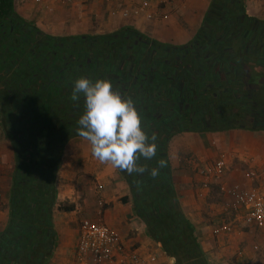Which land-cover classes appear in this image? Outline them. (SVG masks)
<instances>
[{"label": "trees", "instance_id": "16d2710c", "mask_svg": "<svg viewBox=\"0 0 264 264\" xmlns=\"http://www.w3.org/2000/svg\"><path fill=\"white\" fill-rule=\"evenodd\" d=\"M81 77L110 80L133 100L150 142L156 136V155L137 162L144 174L117 168L128 185L120 201L175 264H210L184 210L170 146L187 132H264V18L247 0H212L196 35L173 44L132 26L53 35L22 16L16 0H0V135L13 151L0 264H50L56 216L76 208L59 201L58 181L66 149L82 138L85 98L72 99Z\"/></svg>", "mask_w": 264, "mask_h": 264}, {"label": "crops", "instance_id": "0c3cea01", "mask_svg": "<svg viewBox=\"0 0 264 264\" xmlns=\"http://www.w3.org/2000/svg\"><path fill=\"white\" fill-rule=\"evenodd\" d=\"M212 0H16L17 11L53 35L112 32L132 26L152 38L184 44L203 23ZM248 9L264 18V0H247ZM145 7L142 15L135 9ZM125 10H131L125 15ZM174 180L188 217L210 264H264V228L245 222L244 208H235L232 196L222 189L234 185L259 188L264 192V132L234 129L212 133L187 132L176 136L170 146ZM226 159V172L220 181L205 185L201 170ZM5 163H9L10 169ZM9 169V171H8ZM13 171L11 144L0 135V191L5 195ZM6 172H8L7 175ZM5 179V180H4ZM128 185L110 163H100L90 143L81 138L65 152L59 174L58 196L76 208L56 216L59 244L50 264H75V249L83 218L102 219L118 230L129 247L145 255L154 254L155 264H175L146 231L131 204L120 198ZM82 199L80 206L78 199ZM104 201V207L99 200ZM8 221V206L0 211V231ZM228 223L232 231L217 232Z\"/></svg>", "mask_w": 264, "mask_h": 264}, {"label": "clouds", "instance_id": "9594fccd", "mask_svg": "<svg viewBox=\"0 0 264 264\" xmlns=\"http://www.w3.org/2000/svg\"><path fill=\"white\" fill-rule=\"evenodd\" d=\"M81 94L85 111L78 120L77 134L90 143L94 158L129 175L144 174L147 169L137 162L141 157L150 160L156 155V136L153 134L150 142L133 100L114 91L107 79L75 80L72 99H79ZM158 163L161 168L166 166L164 160ZM150 174L156 177L159 171L153 168Z\"/></svg>", "mask_w": 264, "mask_h": 264}, {"label": "built area", "instance_id": "2783aa9c", "mask_svg": "<svg viewBox=\"0 0 264 264\" xmlns=\"http://www.w3.org/2000/svg\"><path fill=\"white\" fill-rule=\"evenodd\" d=\"M78 1V0H74ZM125 15L131 10H125ZM145 7L135 9L134 14L142 15ZM226 172V159L222 156L219 160L204 167L201 174L206 178L205 185L211 181H220ZM222 189L233 198L235 208H244L246 211L245 222L264 228V192L259 188L246 189L240 185H234ZM104 207V201L99 200ZM228 223L221 225L217 232L232 231ZM75 264H155L154 254L145 255L138 249L129 247L124 242L120 232L102 219L93 220L83 218L80 221L79 239L75 249Z\"/></svg>", "mask_w": 264, "mask_h": 264}, {"label": "rangeland", "instance_id": "374dc122", "mask_svg": "<svg viewBox=\"0 0 264 264\" xmlns=\"http://www.w3.org/2000/svg\"><path fill=\"white\" fill-rule=\"evenodd\" d=\"M5 165H6V171H7V166L9 167V169H10V166H9V163L7 164V163H5ZM9 169H8V171H9ZM8 174V172H6V174L5 175H7ZM5 180V179H4ZM0 191H3V189H2V187L0 188ZM5 195L3 194V195H1V193H0V211L1 210H3L5 207H7V205H5L4 203H5ZM82 199L83 198H79L78 199V203L80 204V206H83V201H82ZM65 203H70V204H72V202H69V201H66Z\"/></svg>", "mask_w": 264, "mask_h": 264}]
</instances>
